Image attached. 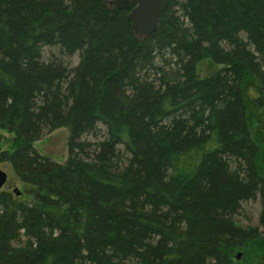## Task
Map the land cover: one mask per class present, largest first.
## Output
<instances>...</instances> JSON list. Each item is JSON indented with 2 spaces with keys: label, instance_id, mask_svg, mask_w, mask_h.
I'll list each match as a JSON object with an SVG mask.
<instances>
[{
  "label": "trees",
  "instance_id": "1",
  "mask_svg": "<svg viewBox=\"0 0 264 264\" xmlns=\"http://www.w3.org/2000/svg\"><path fill=\"white\" fill-rule=\"evenodd\" d=\"M107 1L0 0V264H264V0Z\"/></svg>",
  "mask_w": 264,
  "mask_h": 264
},
{
  "label": "rangeland",
  "instance_id": "2",
  "mask_svg": "<svg viewBox=\"0 0 264 264\" xmlns=\"http://www.w3.org/2000/svg\"><path fill=\"white\" fill-rule=\"evenodd\" d=\"M71 60L73 62L77 61V55H74ZM200 66V69H199ZM198 66V73L200 76H203L206 72L210 70H215L219 68L218 65H210L208 62H203ZM212 70V71H213ZM2 141L0 142V150L8 149L11 150V135L5 131L1 132ZM66 138L67 131L64 128L53 130L49 133L43 135V137L34 142V147L42 154L54 161L60 162L65 159L67 155L66 150ZM90 139H94L92 136H89ZM0 169L6 172L7 181L4 184L2 190H10L20 191L22 192V188L25 187L14 175L10 166L5 162H0ZM259 210L260 204L258 201L250 202L246 206H244V212L240 217V222L243 226H258V218H259ZM241 258V252H238ZM237 253V254H238ZM236 254V255H237Z\"/></svg>",
  "mask_w": 264,
  "mask_h": 264
},
{
  "label": "water",
  "instance_id": "3",
  "mask_svg": "<svg viewBox=\"0 0 264 264\" xmlns=\"http://www.w3.org/2000/svg\"><path fill=\"white\" fill-rule=\"evenodd\" d=\"M169 0H108V6L117 9L122 8L126 3L132 4V8L126 17L131 23V27L140 37L153 32L158 27L161 13L168 5ZM7 181V174L0 169V190ZM18 194V191H16ZM240 254L236 255L238 259Z\"/></svg>",
  "mask_w": 264,
  "mask_h": 264
}]
</instances>
